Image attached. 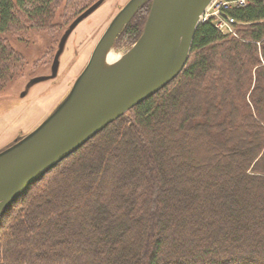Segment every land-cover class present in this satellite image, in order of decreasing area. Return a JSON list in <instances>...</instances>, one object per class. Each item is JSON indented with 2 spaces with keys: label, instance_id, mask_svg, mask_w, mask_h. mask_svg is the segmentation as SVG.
<instances>
[{
  "label": "trees",
  "instance_id": "16d2710c",
  "mask_svg": "<svg viewBox=\"0 0 264 264\" xmlns=\"http://www.w3.org/2000/svg\"><path fill=\"white\" fill-rule=\"evenodd\" d=\"M62 2L0 0V92L26 65L4 35L59 26ZM224 12L235 35L200 23L175 80L4 212L0 264H264V0Z\"/></svg>",
  "mask_w": 264,
  "mask_h": 264
},
{
  "label": "water",
  "instance_id": "95a60500",
  "mask_svg": "<svg viewBox=\"0 0 264 264\" xmlns=\"http://www.w3.org/2000/svg\"><path fill=\"white\" fill-rule=\"evenodd\" d=\"M212 1L126 3L100 37L64 99L37 128L0 151V217L59 163L177 78L188 60L201 16ZM102 2L92 4L69 25L59 40L50 75L30 80L26 90L56 77L68 37ZM147 3L149 13L140 37L113 64L105 66V54L112 52L123 28Z\"/></svg>",
  "mask_w": 264,
  "mask_h": 264
},
{
  "label": "rangeland",
  "instance_id": "374dc122",
  "mask_svg": "<svg viewBox=\"0 0 264 264\" xmlns=\"http://www.w3.org/2000/svg\"><path fill=\"white\" fill-rule=\"evenodd\" d=\"M97 1L70 0L68 5L62 2L55 19L59 26L50 31L31 30L4 35L11 47L24 57L26 65L22 73L0 92V151L11 145L15 139L37 128L64 99L86 66L100 37L129 0H103L100 7L83 20L68 37L59 57L56 77L37 83L26 90L30 80L50 75V68L62 35L81 14L83 7L89 8ZM148 13L149 9L138 16L144 18L138 38L143 31ZM138 38L134 41L129 40L120 33L112 46V53L116 56L123 55ZM24 91L27 92L22 96Z\"/></svg>",
  "mask_w": 264,
  "mask_h": 264
},
{
  "label": "built area",
  "instance_id": "2783aa9c",
  "mask_svg": "<svg viewBox=\"0 0 264 264\" xmlns=\"http://www.w3.org/2000/svg\"><path fill=\"white\" fill-rule=\"evenodd\" d=\"M245 0L228 2L226 0H213L204 10L200 23L213 21L216 29L223 35H235L234 20L226 15L224 10L232 6H241Z\"/></svg>",
  "mask_w": 264,
  "mask_h": 264
},
{
  "label": "bare ground",
  "instance_id": "6f19581e",
  "mask_svg": "<svg viewBox=\"0 0 264 264\" xmlns=\"http://www.w3.org/2000/svg\"><path fill=\"white\" fill-rule=\"evenodd\" d=\"M116 60H117L116 55H114L112 52H107L103 58V64L105 66H109V65L113 64Z\"/></svg>",
  "mask_w": 264,
  "mask_h": 264
},
{
  "label": "flooded vegetation",
  "instance_id": "af4514ba",
  "mask_svg": "<svg viewBox=\"0 0 264 264\" xmlns=\"http://www.w3.org/2000/svg\"><path fill=\"white\" fill-rule=\"evenodd\" d=\"M126 3H127V2H126ZM126 3L124 4V6L126 5ZM124 6H123V7H124ZM144 6L147 7V11H148V9H149V7H150V3H147V4H145ZM144 6H143V7H144ZM143 7H142V8H143ZM142 8H141L140 10H142ZM140 10H139V11H140ZM139 11H138V12H139ZM138 12H137V13H138ZM137 13H136V14H137ZM136 14H135V15H136ZM135 15H134V16H135ZM134 16H133V17H134ZM131 20H132V19H131Z\"/></svg>",
  "mask_w": 264,
  "mask_h": 264
}]
</instances>
